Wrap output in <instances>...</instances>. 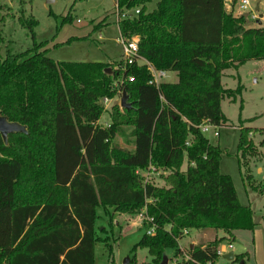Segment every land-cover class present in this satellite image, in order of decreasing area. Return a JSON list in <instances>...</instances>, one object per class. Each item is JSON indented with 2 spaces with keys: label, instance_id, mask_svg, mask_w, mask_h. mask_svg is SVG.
Returning <instances> with one entry per match:
<instances>
[{
  "label": "trees",
  "instance_id": "obj_1",
  "mask_svg": "<svg viewBox=\"0 0 264 264\" xmlns=\"http://www.w3.org/2000/svg\"><path fill=\"white\" fill-rule=\"evenodd\" d=\"M114 1L119 17L139 9L118 20L119 33L137 35L139 55L158 70L175 71V82L149 84L150 73L138 62L124 72L117 62L106 72L104 62L57 61L40 50L43 43L2 54L0 11V115L26 129L6 141L0 135V264H94L102 241L98 208L143 211L153 233L145 230L132 251L145 248L151 257L145 264H160L167 249L181 254L184 234L207 229L227 236L188 249L185 264H216L223 241L257 225L231 176L220 171L219 145L197 126L228 124L221 100L235 101L242 86L223 88L222 72L264 60V27L227 13L224 0H158L151 11V0ZM19 20L33 37L35 20ZM120 76L131 107L113 106L111 123L101 126L99 100L115 95L112 84ZM249 121L238 119L242 158L256 153L244 125ZM123 126L131 150L113 142L126 137ZM150 167L168 171L166 185L139 176Z\"/></svg>",
  "mask_w": 264,
  "mask_h": 264
},
{
  "label": "rangeland",
  "instance_id": "obj_2",
  "mask_svg": "<svg viewBox=\"0 0 264 264\" xmlns=\"http://www.w3.org/2000/svg\"><path fill=\"white\" fill-rule=\"evenodd\" d=\"M157 1L148 2L147 11L153 10ZM235 1L225 0V11L231 15ZM0 4L3 6L0 11L4 15L1 22L4 38L2 54L6 49L20 52L33 47L34 44L43 43L40 50L46 49L47 56L57 61L104 62L110 66L109 69H116L115 64L122 61V50L117 41L118 20L122 18H119L112 0H53L49 4L45 0H1ZM253 14L258 18H252ZM21 16L35 20L33 37L28 28L21 25L19 20ZM65 17L67 19L63 21ZM244 18L247 26L264 27V0H249ZM259 19L262 22L259 23L257 21ZM71 37L79 39L67 42ZM224 73L239 74L242 77V92L235 101H223V109L230 120L226 128L220 130V136L213 137L210 134L206 136L212 144L221 146H219L222 151L220 171L231 176L240 203L251 206L257 225L253 231H235L234 240L231 241L235 249L234 254L244 255L247 252L249 260L246 259V255L240 261H229L223 255H219L216 264H264V187L250 175L254 163L264 166V60L249 61L238 71L227 69ZM117 80H122V77ZM174 80L175 75L172 72H168L163 78L166 82ZM225 85L235 87L237 83L230 82ZM121 93L120 87V91L115 89L113 97H107L109 99L107 103L102 102V98L99 100L103 107L99 125L108 126L111 123L113 106L117 105L122 111L119 105ZM240 102L244 111L239 109ZM242 116L252 118L244 125L250 129L249 138L256 148L254 155H246L244 158L237 150L239 128L238 130L236 127L231 128L234 125L238 127V119ZM123 129L126 137L116 136L113 142L131 150L129 129L125 126ZM254 140H261L262 143H258L257 146ZM186 166L185 162L182 169ZM138 173L155 185H166L164 176L168 171L160 168H154L152 171L148 168L138 170ZM97 212L99 219L96 222V234L102 241L95 244L94 264H145L151 260L143 247H137L132 251L142 233L152 228L144 224L143 211L126 214L109 209L108 215L98 208ZM221 235L222 231L215 232L213 229H208L206 232L190 230L179 240L181 254L177 255L173 249L165 250L167 264H185L186 253L193 244L191 242L193 239L198 245H202ZM228 243L229 241L225 240L222 244L227 246Z\"/></svg>",
  "mask_w": 264,
  "mask_h": 264
},
{
  "label": "built area",
  "instance_id": "obj_3",
  "mask_svg": "<svg viewBox=\"0 0 264 264\" xmlns=\"http://www.w3.org/2000/svg\"><path fill=\"white\" fill-rule=\"evenodd\" d=\"M248 7H249V0H236L231 8L232 15L234 17L244 16L247 13ZM138 12L139 9L126 10L120 15L119 18H128V17L131 18L132 16L136 15ZM252 18L256 19L258 17L257 15L253 14ZM138 40L139 37L137 35H133L130 38H126L119 33V38L117 39V41L120 44L122 50V65L119 67V69L124 72L126 71L127 67L133 64L134 62L144 64L151 76L149 80V84L158 87L160 83L164 82L163 78L167 75L168 71L156 69L151 63L147 62L139 55ZM125 79L126 78H123L122 80L114 81L112 87L117 91H120L122 82ZM127 79L129 81H132L133 77L129 76L127 77ZM101 101L107 103L109 99L107 97H103ZM197 127L199 128L201 133H203L205 136L210 134L214 137H217L219 135L218 126L212 124L208 120H203ZM149 169L153 171L154 167H150ZM147 233L148 234L153 233V228L148 229ZM232 249L233 246L231 243H228L227 246L221 244L217 247V253L220 256H222Z\"/></svg>",
  "mask_w": 264,
  "mask_h": 264
},
{
  "label": "crops",
  "instance_id": "obj_4",
  "mask_svg": "<svg viewBox=\"0 0 264 264\" xmlns=\"http://www.w3.org/2000/svg\"><path fill=\"white\" fill-rule=\"evenodd\" d=\"M113 1V4H114V6H115V1L114 0H112ZM224 2H225V0H224ZM224 5H225V3H224ZM259 23L260 22H262V20H257ZM249 62V61H248ZM248 62H246L245 64H247ZM245 64H243L242 66H240L238 69H237V71L238 70H240ZM227 70V69H226ZM225 71V70H224ZM224 71L222 72V76H221V85H222V87L223 88H226V89H235L236 88V86L238 85V84H240L241 85V83L243 82V79H242V77L239 75V74H233V73H224ZM170 72H172V73H174V75H175V80L173 81V82H175L176 80H177V73L175 72V71H170ZM236 78H237V80H236ZM230 82H235V83H237V85L235 86V87H229V86H226L225 84H229ZM244 85V84H243ZM230 86H232V85H230ZM245 86V85H244ZM224 100H228L229 102H232V101H230L229 99H227V98H224V99H222L221 100V110H222V112H223V114L225 115V117L228 119V120H230L229 119V117H228V115L225 113V111H224V109H223V101ZM242 111H244V108L242 107ZM242 120H252V118L251 117H243L242 116V118H241ZM246 123H248V122H246ZM245 123V124H246ZM228 127V126H227ZM233 127H236V129L238 130V127L236 126V125H234V126H231V128H233ZM224 128H226V126H221V127H218V131H219V135L217 136V137H219L220 136V130L221 129H224ZM214 137V136H213ZM210 141V140H209ZM254 142H255V144L257 145L258 143L260 144V143H262V141L261 140H257V141H255L254 140ZM217 145H219V144H217ZM220 146V145H219ZM258 146V145H257ZM221 147V146H220ZM221 161V160H220ZM221 165V164H220ZM250 175H251V177H252V179H254L255 181H257V183L259 184H262L263 185V187H264V166H260V165H257L256 163H254V169L253 170H251L250 169ZM255 190V189H254ZM260 192V191H259ZM260 193H262V192H260ZM208 230V229H207ZM207 230H203V231H207ZM215 231V230H214ZM216 232V231H215ZM234 235H235V233H234ZM218 236V235H217ZM221 236H227L225 233H223L222 232V235ZM221 236H219V237H221ZM235 237V236H234ZM211 241V240H210ZM192 243H193V246H204L205 244H207V243H205V244H202V245H198L197 243H196V240L195 239H193L192 241H191ZM232 244V243H231ZM181 249V248H180ZM182 250V249H181ZM234 251H235V249H234V246H233V249L232 250H229L226 254H224L223 256L225 257L226 255H228L230 252H233V257H234ZM245 255H246V259L248 258V260H249V256H248V253L246 252L245 253Z\"/></svg>",
  "mask_w": 264,
  "mask_h": 264
},
{
  "label": "water",
  "instance_id": "obj_5",
  "mask_svg": "<svg viewBox=\"0 0 264 264\" xmlns=\"http://www.w3.org/2000/svg\"><path fill=\"white\" fill-rule=\"evenodd\" d=\"M47 4L53 2V0H45ZM106 72H110V69L107 68ZM129 96L126 94L125 90H122L121 97H120V102L119 105L120 107L123 108H130L131 107V102L128 101ZM26 132V129L24 126H21L17 123L9 122L7 119L0 115V135L3 138L4 141L7 139V135L13 132ZM193 248V244L190 245V249ZM225 258L229 261L233 259V252H230L228 255L225 256ZM167 258L164 256L160 264H167Z\"/></svg>",
  "mask_w": 264,
  "mask_h": 264
}]
</instances>
